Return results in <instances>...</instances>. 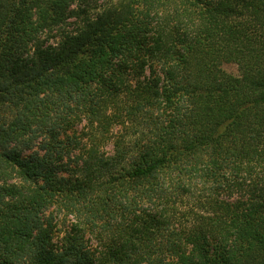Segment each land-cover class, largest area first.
<instances>
[{
	"label": "trees",
	"instance_id": "1",
	"mask_svg": "<svg viewBox=\"0 0 264 264\" xmlns=\"http://www.w3.org/2000/svg\"><path fill=\"white\" fill-rule=\"evenodd\" d=\"M0 264H264V0H0Z\"/></svg>",
	"mask_w": 264,
	"mask_h": 264
},
{
	"label": "rangeland",
	"instance_id": "2",
	"mask_svg": "<svg viewBox=\"0 0 264 264\" xmlns=\"http://www.w3.org/2000/svg\"><path fill=\"white\" fill-rule=\"evenodd\" d=\"M224 70L226 72H229V73H232V74H235V67L232 66V65H225L223 66ZM77 130V129H76ZM79 130V129H78ZM109 148V147H108Z\"/></svg>",
	"mask_w": 264,
	"mask_h": 264
}]
</instances>
